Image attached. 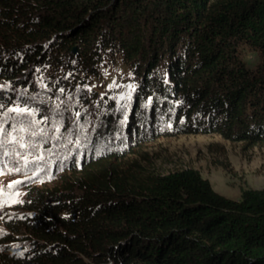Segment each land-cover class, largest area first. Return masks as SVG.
I'll list each match as a JSON object with an SVG mask.
<instances>
[{"label": "trees", "instance_id": "16d2710c", "mask_svg": "<svg viewBox=\"0 0 264 264\" xmlns=\"http://www.w3.org/2000/svg\"><path fill=\"white\" fill-rule=\"evenodd\" d=\"M116 58L126 107L87 88ZM0 105L26 144L0 151L23 191L0 264H264V188L232 200L136 160L180 133L264 143V0H0Z\"/></svg>", "mask_w": 264, "mask_h": 264}, {"label": "rangeland", "instance_id": "374dc122", "mask_svg": "<svg viewBox=\"0 0 264 264\" xmlns=\"http://www.w3.org/2000/svg\"><path fill=\"white\" fill-rule=\"evenodd\" d=\"M239 56L249 69L255 68L257 57L254 53L243 48ZM87 88L101 96L109 95L118 105L126 107L134 83L127 66L116 58L101 65L98 76L92 78ZM140 145L141 158L136 157V160L144 158L147 161L145 165L154 174L193 168L199 171L216 193L232 200H238L242 190L264 188V143L250 145L228 141L212 133H180L157 137ZM2 149L4 148H0V151ZM18 178L6 177L3 172L0 174V188L7 189L8 184L16 181L21 183ZM20 183L12 192L18 193L16 198L22 201L23 191L18 188ZM14 204L17 203L0 207L1 216ZM1 229L0 232L4 231Z\"/></svg>", "mask_w": 264, "mask_h": 264}, {"label": "snow or ice", "instance_id": "6c2138e0", "mask_svg": "<svg viewBox=\"0 0 264 264\" xmlns=\"http://www.w3.org/2000/svg\"><path fill=\"white\" fill-rule=\"evenodd\" d=\"M109 87H112V85H110ZM129 87H132V86H129ZM121 99H124V97H121ZM0 107H2V105H0ZM9 111H14L17 114H24V113L31 114L30 110L28 108H22V107H16L14 109H10ZM77 115H79V113H77ZM26 131H28L27 127L21 126L19 128H16L15 126H13V132L23 133V132H26ZM35 134L36 133H33V135H35ZM0 137H2V138H0V148H3L6 144L12 143V142L19 143V147L20 148H25L26 147V144L22 142L23 141V137H19L18 138L16 136H13L12 132H8L5 128H3L2 125H0ZM8 137H11V140H9ZM8 155H10V154L7 151L0 153V157L8 156ZM27 163H28V161L25 158V165L24 166H27ZM3 166H4V162H3L2 159H0V174L3 173ZM11 170H14L16 172L21 171L20 168H14V169H11ZM19 183H20L19 181L10 183V184L7 185V189L0 188V207H4L5 205H8V204L19 203L20 202L16 198L19 194L12 192V189H14Z\"/></svg>", "mask_w": 264, "mask_h": 264}, {"label": "clouds", "instance_id": "9594fccd", "mask_svg": "<svg viewBox=\"0 0 264 264\" xmlns=\"http://www.w3.org/2000/svg\"><path fill=\"white\" fill-rule=\"evenodd\" d=\"M0 213H1V211H0Z\"/></svg>", "mask_w": 264, "mask_h": 264}]
</instances>
